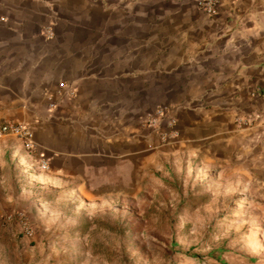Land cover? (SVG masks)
I'll use <instances>...</instances> for the list:
<instances>
[{
    "label": "crops",
    "instance_id": "1",
    "mask_svg": "<svg viewBox=\"0 0 264 264\" xmlns=\"http://www.w3.org/2000/svg\"><path fill=\"white\" fill-rule=\"evenodd\" d=\"M197 1L0 0V116L37 147L1 138L0 162L71 200L176 172L215 184L261 209L263 256L246 259L264 264V0H220L215 16ZM162 105L178 119L166 144L142 126Z\"/></svg>",
    "mask_w": 264,
    "mask_h": 264
},
{
    "label": "rangeland",
    "instance_id": "2",
    "mask_svg": "<svg viewBox=\"0 0 264 264\" xmlns=\"http://www.w3.org/2000/svg\"><path fill=\"white\" fill-rule=\"evenodd\" d=\"M171 179L165 189L147 180L129 197L71 200L0 162V264H247L263 256L260 208L226 201L215 184L186 185L179 172Z\"/></svg>",
    "mask_w": 264,
    "mask_h": 264
},
{
    "label": "built area",
    "instance_id": "3",
    "mask_svg": "<svg viewBox=\"0 0 264 264\" xmlns=\"http://www.w3.org/2000/svg\"><path fill=\"white\" fill-rule=\"evenodd\" d=\"M220 0H198V8L209 16L218 14V6ZM52 36V34H50ZM264 97V96H263ZM51 108H55L52 103ZM178 119L176 116V108L171 105H162L153 112L148 113L142 120V126L155 135L159 136L162 144L168 143L176 134V126ZM6 136H13L23 141L24 149L33 156L36 153L35 134L31 126L24 122L7 120L0 116V139ZM35 156V155H34ZM40 169L46 171L49 165L42 160Z\"/></svg>",
    "mask_w": 264,
    "mask_h": 264
}]
</instances>
